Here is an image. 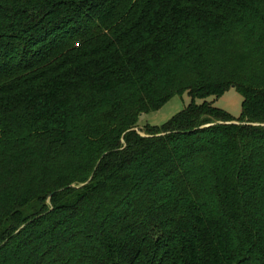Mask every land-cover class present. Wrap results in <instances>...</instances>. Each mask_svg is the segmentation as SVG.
Here are the masks:
<instances>
[{"label": "trees", "instance_id": "obj_1", "mask_svg": "<svg viewBox=\"0 0 264 264\" xmlns=\"http://www.w3.org/2000/svg\"><path fill=\"white\" fill-rule=\"evenodd\" d=\"M0 264H264V0H0Z\"/></svg>", "mask_w": 264, "mask_h": 264}, {"label": "rangeland", "instance_id": "obj_2", "mask_svg": "<svg viewBox=\"0 0 264 264\" xmlns=\"http://www.w3.org/2000/svg\"><path fill=\"white\" fill-rule=\"evenodd\" d=\"M255 58V57H254ZM243 96L240 91L231 87L225 90L219 97L210 96L206 100L213 102V105L225 110L235 118H239L243 109ZM204 99L193 98L188 92H183L173 96L161 109L143 114L139 118V131L144 133V126H162L170 121L174 116L184 110L186 106L195 103H202Z\"/></svg>", "mask_w": 264, "mask_h": 264}]
</instances>
